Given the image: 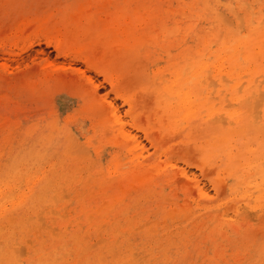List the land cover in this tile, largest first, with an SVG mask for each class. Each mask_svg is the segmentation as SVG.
I'll return each mask as SVG.
<instances>
[{"label": "bare ground", "instance_id": "obj_1", "mask_svg": "<svg viewBox=\"0 0 264 264\" xmlns=\"http://www.w3.org/2000/svg\"><path fill=\"white\" fill-rule=\"evenodd\" d=\"M215 1L174 7V0H64V6L61 0H0L7 23L20 16L22 26L36 24L23 39L17 32L0 40L1 58L27 62L17 73L8 64L0 83L36 76L44 84L31 99L44 104L55 141L38 156L52 166L64 157L93 154L101 162L110 156L106 176L89 187L34 185L32 177L44 172L38 168L0 174V226L42 209L32 214L45 223L31 239L35 246L47 242V263L56 254L63 264H87L88 251L101 242L104 252L128 259L132 241L138 258L124 264H177L185 254L187 264H264V228L257 239L243 229L253 216L264 218V4L255 9L254 26L243 12L242 34L237 12L233 28L219 11L221 19L213 16L208 26L185 24L187 16L209 18ZM43 45L60 57L52 61ZM70 101L78 107L63 117L61 107ZM87 124L90 136L83 134ZM64 191L70 203L56 204L68 197ZM148 207L155 219L145 222L151 224L146 231L192 220L165 236L162 247L156 240L142 245L128 222ZM66 211L69 221L53 216Z\"/></svg>", "mask_w": 264, "mask_h": 264}, {"label": "rangeland", "instance_id": "obj_2", "mask_svg": "<svg viewBox=\"0 0 264 264\" xmlns=\"http://www.w3.org/2000/svg\"><path fill=\"white\" fill-rule=\"evenodd\" d=\"M61 1L63 2L62 6H64L65 5L64 0H61ZM176 1L177 2H175V0H174V3H173V5H175L174 7H179L181 5L183 6L185 3L187 4L188 2H190V0H184V1L176 0ZM241 1L249 3V0H216L215 3L213 4L214 8H212V10L215 9V11H213L214 13L210 14L209 18L208 17L207 18H205V17L201 18V17H197V16H195V17L187 16L185 18L186 19L185 24L190 23V22L194 23L196 20H198V23H199L198 26H201L204 24H206V26H208L209 24H211V19L213 16H215L217 19H219L220 15L217 14V16H216V13H215L216 11H219L221 14L225 13L226 14L225 16H228L231 19L232 26L228 25V27L233 28L234 27V20H233L232 16H237V14L234 13V12H237L239 15L241 14V16H239V17L240 18L242 17V23L243 24H240V26H239V27H241V28H239V30L241 31L240 34H242L246 31V28H247L245 25V14L243 12H246L247 15L251 16V19H252L251 22L252 23H250V24L252 26H254L255 25L254 20L259 15L256 10L259 9L264 4V0H259V1L255 0V2H254V0H252V2L248 4V5H250V8L247 6L249 9H246L245 7L247 4L246 5L244 3L241 4L240 3ZM175 3H177V4H175ZM224 3L226 5H224ZM202 6L203 5H201L200 7H202ZM231 6H232V9H234L233 12L230 9ZM240 7L243 8L244 11L243 10L239 11L238 9ZM251 8H252V10H251ZM196 11L198 12L199 9H196ZM251 11L254 12L252 15L250 14ZM242 14H243V16H242ZM2 15L3 14H0V24H1L0 25V30H1L0 31V40L14 39L15 35L18 33L21 35V39H23L24 37H27L28 34L30 35L36 29V24H33L32 26L31 25H25V27L22 26L23 21L21 20L22 17H20V16H16L13 19H10V24H9V23H7L8 22L7 20H9V18L6 19V17H3ZM225 16H223V17H225ZM239 17L237 20L238 22L240 21ZM18 18H20V19H18ZM228 21L230 24V20H228ZM12 22H13V24L14 23L15 24L12 25ZM262 22L263 23H261L262 25L260 24V27L264 28V19ZM5 23H6V25H5ZM20 24L22 26V31L18 30V26L20 27ZM16 25H18V26H16ZM29 26H31V27L29 28ZM2 27H4L6 30ZM16 27H17V29H16ZM27 27L29 28L28 29L29 31L25 29ZM6 32H7V34H6ZM12 32H14L13 35H12ZM202 33L203 32L200 31L199 35H202ZM205 34H207V36L210 35L209 31H207V33H205ZM8 35H10V36H8ZM2 37H4V39ZM43 46H45V45H43ZM48 48H50V49H48ZM45 49H46V51L50 52V59L52 61H54L55 58L60 57V56L58 57V55L55 54L56 52L54 51L53 48L45 46ZM243 55H244V48L241 49V56H243ZM2 59L6 60V59H4V57H2V58L0 57V64H2V67L0 66V73L5 72L7 66L9 67L8 64L11 63V65L9 67V68H11L12 64L14 63V62L13 63L10 62V61H12L11 59L6 60L8 62L3 63L4 61L2 62ZM26 64H27V62H25L24 64H21V66L18 64L19 65L18 66L17 62H16V64L14 65L15 69H14V67H12V71L9 68H7V69H9V71H11L13 73L14 72L17 73V72L23 70L25 68ZM47 65H48V63H47ZM19 67H20V70H19ZM21 67H23V68H21ZM256 74L259 75V74H261V72H257ZM35 77L36 76H34V77L32 76V77L28 78L25 82L19 81L18 83H15L14 80L13 81L12 80H2V82L0 83V85H1L0 86V123H1L0 124V174L6 173L7 171L13 170L15 168L21 170V169H23V167H29L30 168L29 174H31L38 168V169H41L42 171L44 170V172H42L41 174L39 173L40 177H32V183L34 185H42V184L46 183L45 186H47V188H51L53 186V188H58V189H66L68 186H72V185L77 187V188L82 187L84 184L86 185L85 187L91 186L92 181H95L97 179H100V178L106 176L107 170L105 168V165H106L108 159L110 158L109 154H106V157L101 162H97L96 158L93 156V154H91L90 157L78 158V159L77 158H70L69 159V158L64 157L63 160L56 162V164L53 166L50 163L45 162L46 161L45 159H42L38 156L40 151H44V149L48 148V145H52V143H54L55 140H52L49 137V136H51L50 135L51 128H49V126H48V120H47L48 118H46V117H48V114H47V111L45 109L44 104L39 102V101L36 102L35 100L31 99L32 97H35L37 95L39 96V94H38L39 91L36 88L43 89V85H44L43 83H40V84L37 83V81L35 80ZM41 89H39V90L41 91ZM107 91H108L107 89H104L102 91V93L105 94ZM40 104H41L42 108L40 107ZM77 107H78V105L74 101H70V103L66 102L61 107L62 108L61 109L62 110V116L66 117L67 112L72 111V109H75ZM68 108L70 110H67ZM36 121L38 124L35 123ZM36 125H38V127H35ZM26 128L29 130H27ZM32 129H34V130H32ZM83 129H84L83 134H85V136L92 135L93 130L92 131L89 130L90 125H88V124L85 125ZM48 139H49V141H48ZM108 150L109 149H107V153H108ZM59 170H62V171H59ZM258 181L261 182V179L259 178ZM23 184L24 183L20 184V188L24 187ZM66 194H68V193L65 192L63 195L66 196ZM67 196L66 197L68 198V200H67V198H64V196H63L60 199V201H57L56 204H60V203H67L68 204V203H70L71 196L69 194ZM48 198L49 197H46L43 200V202L41 203L43 206H46L45 202L48 200ZM262 198H263L262 200L264 203V194L262 195ZM169 201L173 202L172 200H169ZM222 201L223 200H221V202ZM225 201H228V199L226 198ZM171 207L172 206H170V207L168 206V208H165L162 211H158L157 215L159 216L163 211H168L169 208H171ZM32 208L33 207H31L30 209H32ZM40 211L35 210L34 213H32V214H35L36 212H40ZM152 211H154V210L150 209V207H148L146 210L140 212L139 214L136 212H133L132 218L128 222L129 226L132 227V229H135L137 227V229H135V230H136L137 234L141 235V237L139 238V241L142 245L148 244L150 241L156 240L160 243V246L162 247L163 243H164L165 236H167L169 233H172L174 231L176 232L177 230L182 229V227H184L188 222H190L192 220L191 217H188L187 219L182 218L178 222H175L174 224L169 225V226L165 227L164 229L156 228L157 230L155 231L154 228H152L153 231L152 230L146 231L150 227L151 224H147V226H146L145 222L149 223L155 219V217L152 216ZM55 213L56 212H54V215H53L55 217L62 218L65 221L70 220L67 211H66L67 215L64 217L61 215H58V214H60L59 212H57L58 214L56 213L57 215ZM32 214L26 221H20V222L13 221L8 226H3V227L0 226V228H1L0 229V264H41V261H42V264H63V261L61 259H58L59 256L56 254L53 255L54 257H53L51 263H47L45 261L47 258L45 248L48 246V244L44 239L42 240V243L40 246H35L34 242H32L31 238H32V236H34V233H35L34 231L37 229L36 225H39V224H41V221H44V217H43L42 213H39L38 217L41 215L40 217H43V219L41 218L40 219L41 221H38L37 223L34 222V217L32 216ZM63 215H65V212ZM238 221L239 220H235L234 221L235 224ZM44 223H45V221H44ZM246 223L247 222L243 223L244 224L243 229L252 233L251 237L253 236V237H255L254 239H257V238H259V236L262 235L261 233H262V230L264 228V218L261 220L259 217L253 216V219H251V223L248 222L247 225H245ZM141 224H142V227L138 228V227H140ZM43 225H46V224H43ZM119 231H120V228L118 229V232ZM119 235H124V233L122 234V232L120 231ZM56 236H57L56 238H58V234H56ZM26 239L28 241H26ZM22 240L26 241V244ZM29 241H30V243H28ZM14 242H16V244ZM104 243L105 242H101L96 247L91 248L88 251V253L93 254V256L91 257V259H89V263H87V264H124L125 262H128L130 260H131L130 262H133V261L135 262L134 259L138 258V251L135 248V244L132 241L128 242L129 247L126 249V251L129 252L130 255L132 252L134 254V256H130V258L127 257L128 259H126V257H123L117 251H116L117 253L114 252L115 255L113 257L111 256V255H113V252H104L106 250ZM79 244L84 245L85 242H82V243L79 242ZM7 245H9L10 247H7ZM107 245H109V244H107ZM20 246L21 247L24 246L22 248V250L19 249ZM14 247H18L16 250L19 249V252L20 251L21 252L18 253L17 251H14L13 250ZM98 248H100V250L97 251ZM116 249L117 248L115 247L114 250H116ZM24 250H25V252H24ZM14 252L18 253V255L20 254L19 258H18L17 254H16L17 257L15 258ZM134 252H136V254ZM99 255H101L102 258H103V256H105L104 257L105 260L102 259L104 262H102L99 259L100 257L98 258ZM188 256H189L188 254L182 255L181 259H179L177 264H187L188 262L186 260H187ZM55 257H57V258H55ZM18 259L20 261H18ZM209 259L210 258L207 257V260H209ZM56 260H57V262H56ZM99 260H100V262H99ZM156 262H158V261L156 260ZM143 263H144L143 261L140 262V264H143Z\"/></svg>", "mask_w": 264, "mask_h": 264}]
</instances>
